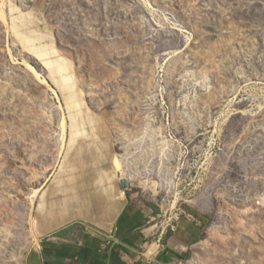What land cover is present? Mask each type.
I'll return each instance as SVG.
<instances>
[{"label": "rangeland", "instance_id": "1", "mask_svg": "<svg viewBox=\"0 0 264 264\" xmlns=\"http://www.w3.org/2000/svg\"><path fill=\"white\" fill-rule=\"evenodd\" d=\"M3 5L0 264L111 187L200 224L178 264H264V0Z\"/></svg>", "mask_w": 264, "mask_h": 264}, {"label": "crops", "instance_id": "2", "mask_svg": "<svg viewBox=\"0 0 264 264\" xmlns=\"http://www.w3.org/2000/svg\"><path fill=\"white\" fill-rule=\"evenodd\" d=\"M100 196L94 215L68 212L57 216L56 228H39V244L24 264H178L203 236L192 219L171 232L155 207L139 206L132 197L124 202L113 187Z\"/></svg>", "mask_w": 264, "mask_h": 264}, {"label": "bare ground", "instance_id": "3", "mask_svg": "<svg viewBox=\"0 0 264 264\" xmlns=\"http://www.w3.org/2000/svg\"><path fill=\"white\" fill-rule=\"evenodd\" d=\"M4 6H5V5H3V0H1V14H2V17H3L4 21L7 23V22H8V20H7V13H6V11H5ZM29 67H30V69H31L33 72H35V73L38 75V77H40V75L38 74V72H37V70L35 69L34 66L29 65Z\"/></svg>", "mask_w": 264, "mask_h": 264}, {"label": "water", "instance_id": "4", "mask_svg": "<svg viewBox=\"0 0 264 264\" xmlns=\"http://www.w3.org/2000/svg\"><path fill=\"white\" fill-rule=\"evenodd\" d=\"M120 186L123 190H127L129 188V183L127 179L120 180Z\"/></svg>", "mask_w": 264, "mask_h": 264}, {"label": "built area", "instance_id": "5", "mask_svg": "<svg viewBox=\"0 0 264 264\" xmlns=\"http://www.w3.org/2000/svg\"><path fill=\"white\" fill-rule=\"evenodd\" d=\"M171 229H172V231H174V229H173V225L171 226Z\"/></svg>", "mask_w": 264, "mask_h": 264}]
</instances>
